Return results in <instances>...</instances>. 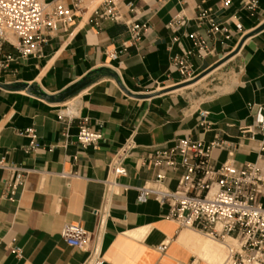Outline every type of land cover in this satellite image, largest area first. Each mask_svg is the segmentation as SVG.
<instances>
[{"label":"crops","instance_id":"1","mask_svg":"<svg viewBox=\"0 0 264 264\" xmlns=\"http://www.w3.org/2000/svg\"><path fill=\"white\" fill-rule=\"evenodd\" d=\"M61 1L71 6L73 0ZM257 1L258 8L249 12L243 0H122L123 15L136 16L148 27L137 48L120 56L121 63L106 52L128 39L126 23L100 20L86 7L76 10L69 28H59L36 55L21 58L3 44L2 51L14 60L0 67V160L28 172L10 195L4 188L10 172L0 168V264H82L87 253L68 246L61 228L80 223L94 231L103 181L122 148L126 173L116 178L106 204L103 264L220 263L222 244L180 228L165 217L168 206L153 197L137 203V187L156 176L149 157L180 137L228 141L230 147L213 149L216 165L260 162L255 143L240 133L255 122L257 108L264 109V0ZM199 9L209 11L216 25L212 34L205 19L197 24ZM180 11L187 20L173 33L166 25ZM194 31L213 51L190 59L198 73L193 80L210 75L186 88L193 80L181 81L171 57L191 48ZM222 67L225 72L218 77ZM72 105L75 113L68 117L65 109ZM200 111L207 112V129L198 125ZM83 119L102 134L96 147L77 143ZM29 127L39 145L26 151L30 138L23 132ZM180 175L168 169L164 185L175 189ZM260 201L264 207V196ZM162 242L166 247L159 252Z\"/></svg>","mask_w":264,"mask_h":264},{"label":"built area","instance_id":"2","mask_svg":"<svg viewBox=\"0 0 264 264\" xmlns=\"http://www.w3.org/2000/svg\"><path fill=\"white\" fill-rule=\"evenodd\" d=\"M122 0H103L93 9V15L100 20L123 21L127 25L129 37L117 49L106 52L111 61L121 63L120 56L137 48L147 23L136 16L126 18L120 9ZM184 0H180L182 3ZM81 0H73L70 5L61 0H0V67L6 68L14 60L10 53H4V43L14 47L18 56L27 58L36 55L40 47L59 28L66 31L74 20L75 11L81 9ZM230 0H226L229 3ZM242 7L249 12L258 8L257 0H243ZM196 17L199 25L202 20L209 24L208 33L216 27L209 11L199 9ZM236 27L241 28L240 17H236ZM183 11L178 12L166 25L175 33L186 23ZM227 32L225 28L221 29ZM191 48H180V53L171 57L181 81H191L198 75L190 59L204 58L212 53L206 40L194 31L190 35ZM178 42V37L173 36ZM252 107V105H250ZM67 116L74 115L75 108L66 107ZM264 109L258 107L255 122L241 127V137L255 143L260 162H248L241 166L230 160L216 165L212 159L215 148H228L229 142L215 139L209 143L194 140L189 136L176 138L174 144L157 150L149 157V163L157 169L153 181L137 187V203H145L153 197L160 205H167L166 218L176 221L180 228L191 229L203 236L222 243L226 253L219 264H264V207L260 201L264 196ZM198 125L207 129L204 118L206 111H200ZM30 138L26 151L38 147V136L32 127L23 132ZM102 134L87 125L83 119L78 125L76 140L81 148L96 147ZM125 149L116 153L109 164L108 177L103 181L102 205L93 211L96 227L88 232L80 223H65L60 231L61 239L68 245L84 250L87 255L82 264H103L100 241L106 221V204L118 185L116 178L125 175L123 165ZM10 176L4 181V188L10 195L23 184L28 169L4 166ZM168 169L180 170L175 189L167 188L163 180ZM125 188V186H123ZM166 242L157 246L163 252ZM20 255V249H11Z\"/></svg>","mask_w":264,"mask_h":264},{"label":"rangeland","instance_id":"3","mask_svg":"<svg viewBox=\"0 0 264 264\" xmlns=\"http://www.w3.org/2000/svg\"><path fill=\"white\" fill-rule=\"evenodd\" d=\"M99 1V3L98 2H96V4H94V5H92L94 2H95V0H82V2H81V7H86L87 9H89V10H93L95 7H97L103 0H98ZM223 72H225V68L224 67H222L221 69H219L218 70V74H217V76L218 77H222L223 76ZM195 80H193L192 82H194ZM188 83H191V82H188ZM187 83V84H188ZM195 232V231H194Z\"/></svg>","mask_w":264,"mask_h":264},{"label":"bare ground","instance_id":"4","mask_svg":"<svg viewBox=\"0 0 264 264\" xmlns=\"http://www.w3.org/2000/svg\"><path fill=\"white\" fill-rule=\"evenodd\" d=\"M96 2H98L99 3V1L98 0H95V2L92 4V5H94V4H96ZM222 65V64H221ZM220 65V66H221ZM223 65H225V64H223ZM215 70V69H214ZM212 72V71H211ZM208 75H210V72L209 73H207V74H205L202 78H200V79H198L197 81H194V82H191V83H188V84H184V85H186L185 87L187 88V87H193V86H195L196 84H199V83H201ZM213 75V74H212ZM233 82V81H232ZM233 84V83H232ZM181 89H184L182 86H181V88L180 89H178V90H181ZM223 89V88H222ZM229 90V89H228ZM139 235V234H138ZM140 235H141V233H140ZM212 241H215V240H212ZM220 244H222V243H220ZM223 245V244H222ZM223 247H224V245H223ZM224 249H225V247H224ZM223 251L221 250V249H219V253H222ZM225 253H226V250H224V252H223V254H224V256H225ZM224 256H223V258H224ZM222 258V259H223ZM222 259H221V261H222ZM220 261V262H221Z\"/></svg>","mask_w":264,"mask_h":264},{"label":"water","instance_id":"5","mask_svg":"<svg viewBox=\"0 0 264 264\" xmlns=\"http://www.w3.org/2000/svg\"><path fill=\"white\" fill-rule=\"evenodd\" d=\"M42 95H44V94L42 93Z\"/></svg>","mask_w":264,"mask_h":264}]
</instances>
